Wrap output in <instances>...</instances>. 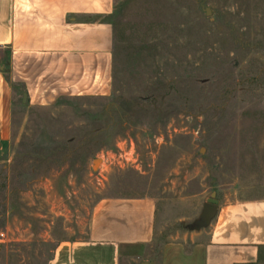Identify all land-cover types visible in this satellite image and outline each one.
Masks as SVG:
<instances>
[{"label":"rangeland","instance_id":"1","mask_svg":"<svg viewBox=\"0 0 264 264\" xmlns=\"http://www.w3.org/2000/svg\"><path fill=\"white\" fill-rule=\"evenodd\" d=\"M113 26L109 96L34 105L13 85L0 264H48L104 198L158 201L156 258L206 234L214 193L264 198V0H116Z\"/></svg>","mask_w":264,"mask_h":264},{"label":"crops","instance_id":"2","mask_svg":"<svg viewBox=\"0 0 264 264\" xmlns=\"http://www.w3.org/2000/svg\"><path fill=\"white\" fill-rule=\"evenodd\" d=\"M115 12L116 0H0V140L13 85L34 105L111 94ZM159 218L152 197L104 198L87 238L63 243L48 264H264V198L222 203L206 234L165 243L156 258Z\"/></svg>","mask_w":264,"mask_h":264},{"label":"water","instance_id":"3","mask_svg":"<svg viewBox=\"0 0 264 264\" xmlns=\"http://www.w3.org/2000/svg\"><path fill=\"white\" fill-rule=\"evenodd\" d=\"M24 97L26 99L27 94H24ZM219 204L220 202L217 199V194L214 193L212 195V198L208 201V204L205 206L201 226H208L209 224H211L212 220L217 214ZM143 264H147V263H143Z\"/></svg>","mask_w":264,"mask_h":264},{"label":"bare ground","instance_id":"4","mask_svg":"<svg viewBox=\"0 0 264 264\" xmlns=\"http://www.w3.org/2000/svg\"><path fill=\"white\" fill-rule=\"evenodd\" d=\"M99 164H100V161H97V162H96V167H97Z\"/></svg>","mask_w":264,"mask_h":264}]
</instances>
